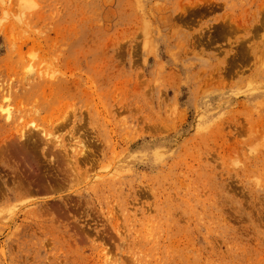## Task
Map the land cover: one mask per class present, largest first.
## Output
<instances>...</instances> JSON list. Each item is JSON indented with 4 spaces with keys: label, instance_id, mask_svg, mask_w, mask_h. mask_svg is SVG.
I'll return each mask as SVG.
<instances>
[{
    "label": "rangeland",
    "instance_id": "374dc122",
    "mask_svg": "<svg viewBox=\"0 0 264 264\" xmlns=\"http://www.w3.org/2000/svg\"><path fill=\"white\" fill-rule=\"evenodd\" d=\"M0 264H264V0H0Z\"/></svg>",
    "mask_w": 264,
    "mask_h": 264
},
{
    "label": "bare ground",
    "instance_id": "6f19581e",
    "mask_svg": "<svg viewBox=\"0 0 264 264\" xmlns=\"http://www.w3.org/2000/svg\"><path fill=\"white\" fill-rule=\"evenodd\" d=\"M7 110H8V109H7ZM7 112H8V111H7ZM8 116H9V115H8ZM39 131L42 132L43 130H39ZM37 133H38V131H37ZM39 133H40V132H39ZM39 133H38V135H40ZM41 134L43 135V132H42ZM24 136H25V135H24ZM24 143H25V142H24ZM21 145H22V144H21ZM20 151H21V150H20ZM22 183H23V182H22ZM25 186H26V185H25Z\"/></svg>",
    "mask_w": 264,
    "mask_h": 264
}]
</instances>
